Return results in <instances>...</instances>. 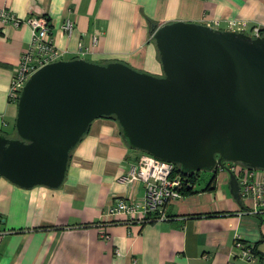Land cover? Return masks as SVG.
Segmentation results:
<instances>
[{"label":"crops","instance_id":"0c3cea01","mask_svg":"<svg viewBox=\"0 0 264 264\" xmlns=\"http://www.w3.org/2000/svg\"><path fill=\"white\" fill-rule=\"evenodd\" d=\"M2 7L22 17L45 15L63 58L121 59L154 73L161 66L150 19H218L224 27L226 18H240L264 27V0H0ZM68 16L74 20L69 35L61 29ZM96 30L100 37L92 44ZM30 36L27 24L0 19V131L13 132L16 102L8 88ZM140 152L125 142L114 118L98 116L73 147L60 185L23 187L0 174V264H264V221L240 212L251 198L233 196L224 168L204 175L207 182L215 175L210 189L196 177L193 191L169 200L168 218L126 221L125 213L108 214L116 197H142V181L119 179ZM237 236L255 244L253 259L239 253Z\"/></svg>","mask_w":264,"mask_h":264},{"label":"water","instance_id":"95a60500","mask_svg":"<svg viewBox=\"0 0 264 264\" xmlns=\"http://www.w3.org/2000/svg\"><path fill=\"white\" fill-rule=\"evenodd\" d=\"M151 37L159 73L83 56L35 69L19 91L14 134L0 132V174L23 187L60 185L91 121L111 115L130 147L186 176L226 169L239 199L224 160L264 169V34L174 19Z\"/></svg>","mask_w":264,"mask_h":264},{"label":"built area","instance_id":"2783aa9c","mask_svg":"<svg viewBox=\"0 0 264 264\" xmlns=\"http://www.w3.org/2000/svg\"><path fill=\"white\" fill-rule=\"evenodd\" d=\"M2 23H11L15 26L27 24L31 30L28 45L20 55L18 65L14 68L8 88L9 101L16 102L20 88L29 75L42 64L61 58L64 50L58 47L53 39L51 26L45 15L29 14L25 17L15 14L10 8H0ZM224 28L244 30L251 34H260V26L248 24L247 20L240 18H226ZM208 24H211L208 22ZM213 26L220 27V20L215 19ZM74 28L72 17H66L61 24V29L66 34H71ZM100 31L96 30L91 36L92 44H97ZM175 163L162 159L146 151H141L137 162L133 164L119 179L133 184L142 181L144 192L140 199L133 197H116L106 208V212L115 216L118 213L126 214V221H153L168 218L166 203L181 196L183 186L179 174H174ZM229 168L235 173L239 185L240 195L251 198V204L242 213L264 214V169L251 168L232 162ZM264 221V218H263ZM103 237L108 234L101 232ZM235 245L239 253L247 259H253V245L241 241L237 236Z\"/></svg>","mask_w":264,"mask_h":264},{"label":"trees","instance_id":"16d2710c","mask_svg":"<svg viewBox=\"0 0 264 264\" xmlns=\"http://www.w3.org/2000/svg\"><path fill=\"white\" fill-rule=\"evenodd\" d=\"M148 23H149V33H150V35H151V33H152V31H153V29H154V27L158 24V23H156L155 21H153V20H148ZM260 34H264V27H260ZM151 40H152V37H151ZM103 116H108V117H112V118H114V116H111V115H103ZM115 119V118H114ZM0 132H4V133H6L7 135H13L14 134V125H13V132L12 133H8V132H6V131H0ZM73 149V148H72ZM72 149H71V151H72ZM71 151H70V154H71ZM142 151V150H141ZM69 158H70V155H69ZM69 161V160H68ZM217 169V168H216ZM215 169V170H216ZM197 171H195V172H193L192 173V175H190V176H186V175H184L182 172H181V170H180V167H179V165L177 164V163H175V167H174V174H179V176L182 178V181H183V186H182V188H181V191H182V193L183 192H190V191H193V188H192V184L196 181V177H197ZM215 176V175H214ZM214 176L213 177H211L210 179H209V181L208 182H206V188H211L212 187V183H213V181H214ZM186 179V180H185ZM259 221L260 222H262L263 221V217H261L260 216V218H259ZM255 246V244L253 245V251H254V247Z\"/></svg>","mask_w":264,"mask_h":264},{"label":"rangeland","instance_id":"374dc122","mask_svg":"<svg viewBox=\"0 0 264 264\" xmlns=\"http://www.w3.org/2000/svg\"><path fill=\"white\" fill-rule=\"evenodd\" d=\"M143 69H145V68H143ZM146 70H148V69H146ZM148 71H151V70H148ZM151 72H154V71H151ZM232 162L233 161H230V160H224V163L227 167H229V164H231ZM218 168H220V166ZM208 173H211V171H206V170L197 171V173H196L197 174V184L205 185L207 181L204 179L208 175ZM204 175H205V177H204Z\"/></svg>","mask_w":264,"mask_h":264}]
</instances>
